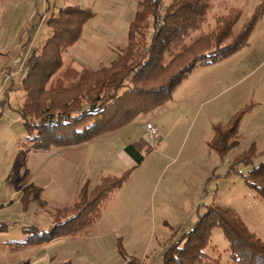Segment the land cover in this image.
Returning <instances> with one entry per match:
<instances>
[{
	"label": "rangeland",
	"instance_id": "374dc122",
	"mask_svg": "<svg viewBox=\"0 0 264 264\" xmlns=\"http://www.w3.org/2000/svg\"><path fill=\"white\" fill-rule=\"evenodd\" d=\"M49 1L50 7L45 10L44 0H19L12 5L0 0V172L10 165L9 181L22 184L43 164L41 159L56 152L41 178L34 179L43 187L42 204L34 201L28 214L24 211L29 204L26 209L21 204L0 211V220L8 223L11 235L20 233L21 224L49 228L51 212L74 204L82 183L87 182L90 190L99 183V176L110 172L118 176L130 167L133 159L127 166L119 152L127 144L143 139L145 145L152 146L151 150L142 151V163L101 206L94 230L106 235L94 239L85 236L84 231L76 241L57 240L48 252L71 259L73 264H82L83 260L89 264H127L117 253V240L127 257L139 264H162V252L170 235L178 228V233L190 229L197 213L211 204L236 209L247 227L264 242V200L244 182L243 176L251 166L235 163L236 157L251 146L255 151L252 163L264 160V11L246 45L222 60L196 66L165 105L87 144L53 147L47 156H43L46 152L35 151L28 155L26 141L15 143L13 152L5 134L13 132L17 142L24 139L25 127L16 107L24 97L20 81L26 72V53L39 52L48 37L46 18L67 5L91 8L94 15L85 23L79 44L68 48L64 58L71 69H97L108 66L118 48L124 46L129 22L140 0ZM263 1L212 0L202 27L192 32L186 43L213 29L217 16L238 11L239 25ZM167 2L162 0L161 7ZM148 20L152 21V17ZM87 37L88 44H83ZM78 64L85 67L77 69ZM246 104L252 108L242 117L238 144L225 155L215 153L207 145L213 133L211 123L225 122ZM149 120L161 133L153 143L144 137L143 127ZM18 152L21 158L15 155ZM8 189L0 184L4 195ZM211 246L214 249L206 248L210 256L217 257L221 264H234L218 227L213 229ZM27 256L28 252L21 259Z\"/></svg>",
	"mask_w": 264,
	"mask_h": 264
},
{
	"label": "trees",
	"instance_id": "16d2710c",
	"mask_svg": "<svg viewBox=\"0 0 264 264\" xmlns=\"http://www.w3.org/2000/svg\"><path fill=\"white\" fill-rule=\"evenodd\" d=\"M211 1L168 0L161 7L162 0H140L128 25L126 43L108 66L97 69L74 70L66 67L64 58L93 17L91 8L67 5L51 12L46 18L48 37L39 52H30L25 59L26 72L20 81L24 97L18 111L29 144L26 151L76 146L115 132L168 101L196 66L222 60L246 45L264 11V1L239 25L238 11L217 16L213 29L186 43L205 22ZM251 108L246 104L225 122L214 124L208 147L222 156L238 144L242 117ZM151 147L143 139L127 144L124 150L134 161L130 167L118 176H103L90 190L84 182L74 204L51 212L49 228L23 225L24 237L7 244L19 249L80 234L99 218L103 202L142 163V151H150ZM254 156L251 146L236 157L235 163L251 166L243 176L244 182L264 200V160L253 164ZM17 157L21 158V153ZM40 194V187L24 186L20 193L22 206L26 208L30 201L42 204ZM217 227L227 240L228 255L234 264H264V242L234 209L215 204L198 212L190 229L178 233V228L170 235L162 264H221L206 252ZM5 229L7 224L0 223V230ZM117 249L128 263L139 264L127 257L118 241Z\"/></svg>",
	"mask_w": 264,
	"mask_h": 264
},
{
	"label": "crops",
	"instance_id": "0c3cea01",
	"mask_svg": "<svg viewBox=\"0 0 264 264\" xmlns=\"http://www.w3.org/2000/svg\"><path fill=\"white\" fill-rule=\"evenodd\" d=\"M19 0H6V3L12 5V4H17ZM49 0H44V2L46 3V9H48L50 7V1L48 2ZM47 26V25H46ZM48 28V27H47ZM49 32V31H48ZM83 34V32H82ZM48 35V33H47ZM127 35V34H126ZM82 38V35L81 37L77 40V42L73 45H77L79 44L78 42H80ZM88 39H86V41L84 42L83 41V44H88L87 42L89 41V37H87ZM92 40V38H91ZM126 43V42H125ZM124 43V44H125ZM71 46V47H73ZM122 47V46H121ZM85 49V47H84ZM86 50V49H85ZM29 53V52H28ZM28 53H26V56H28ZM27 58V57H26ZM74 58V57H72ZM75 59V58H74ZM90 60H92L91 58H89ZM87 60V59H86ZM89 61V60H87ZM91 62V61H89ZM79 65V64H78ZM24 67V66H23ZM82 67H85V66H81L79 65V67L77 69H80ZM88 67V66H87ZM89 68V67H88ZM196 68V67H195ZM91 69V68H90ZM23 72V70H22ZM16 74H21V71L19 70H16L15 71ZM192 73V72H191ZM190 73V74H191ZM23 74V73H22ZM189 74V75H190ZM188 75V76H189ZM187 76V77H188ZM186 77V78H187ZM185 78V79H186ZM21 79V78H20ZM184 79V80H185ZM166 103H163L162 105L160 106H163L165 105ZM20 103H18V105L16 106L17 107V111H18V107H19ZM157 107L155 108L154 110L160 108ZM153 110V111H154ZM152 112V111H151ZM19 113V111H18ZM246 115V114H245ZM244 115V116H245ZM19 116H20V113H19ZM20 120H21V116H20ZM150 121V120H149ZM22 122V121H21ZM148 122V121H147ZM151 122V121H150ZM215 123H211V129L213 130V125ZM128 125V124H127ZM127 125H125L124 127H126ZM122 127V128H124ZM120 128V129H122ZM144 128V127H143ZM24 132H25V135H24V139L21 140L22 138L18 139V142L15 141V137H14V133L12 132V135H7V133L5 135H3V138L5 137V139H7V141L9 142L8 145H10V141H11V149L14 151H16V148H15V143H21V144H24L25 141H26V130L24 129ZM11 136V138H10ZM102 136V135H101ZM101 136L99 137H96L88 142H91L93 140H97L98 138H100ZM212 136H213V133H212ZM211 136V137H212ZM210 137V139H211ZM140 138V137H139ZM209 139V140H210ZM208 140V141H209ZM136 141V140H135ZM208 141H207V145H208ZM88 142H85V143H82V144H87ZM134 142V141H133ZM20 144V145H21ZM13 147V148H12ZM29 148V147H28ZM27 148V149H28ZM55 148V147H54ZM57 148V147H56ZM26 149V150H27ZM50 150H53V147H51L50 149H47V150H29L27 151V154L29 155V153H31V151H35V153L37 152V154H40L39 152H43L42 154H44L45 152V155L43 156H47L50 152ZM19 153V152H18ZM17 153V154H18ZM56 152H53L51 153V155L47 156V157H44L43 160V164H41L38 167H36L35 169V172L32 174L29 175V178L28 180H26L25 182H23L22 184H19V185H16L15 183H11L8 179V176L10 175L9 171H10V165H8L5 169L3 168L0 172V184H5L8 189V192L5 193V195L7 194L8 196L6 197L4 195V192H0V211L1 210H4L6 208H11L13 206H20L22 204V201L20 200V193H21V190L24 186L26 185H29V184H33L37 187H40L41 189V192L43 191V187L41 185H38L35 183L34 179L36 177H40L42 176V173L46 170L47 166L49 165V158H51V156H53ZM15 153V155H17ZM42 154L40 156H42ZM47 154V155H46ZM122 160L124 161V163H126L127 166H129V164L132 162V158L129 154L126 153V151L124 150V148L119 152ZM7 161H9V159H7ZM124 164L122 163V166ZM12 171V170H11ZM124 171V170H123ZM122 171V172H123ZM106 175H111V172L109 174H106ZM105 175V176H106ZM103 176H99V182L101 180ZM88 181V180H86ZM128 181V180H127ZM127 181H125L124 183H126ZM123 183V185H124ZM83 185V183L79 186V189L80 187ZM97 185V184H96ZM122 185V186H123ZM122 186L120 188H118L117 190L121 189ZM79 191V190H78ZM116 191V190H115ZM34 201H30L29 202V205H28V208L26 211H24V213L26 212V214H28L30 211H32V206L31 204L33 203ZM36 203V202H35ZM39 204V202H37ZM225 207H230L232 208L231 206H225ZM26 209V208H24ZM234 209V208H233ZM236 212L237 210L234 209ZM238 213V212H237ZM239 214V213H238ZM240 215V214H239ZM241 216V215H240ZM100 219V216L97 220H95L93 222V224H91L89 227L85 228L80 234L78 235H75V236H64V237H58V238H55L51 241H48V242H44V243H41V244H38V245H28V246H25V247H22V248H19V249H14V248H11L9 246V244H7L8 241H11V240H19V239H22L24 237L23 233H22V226L23 225H29V224H21L18 229L20 231V233L18 232H15V235H11V232H9V225L6 221H3V220H0V223H6L7 224V229L5 230H0V264H73L71 262V259H64L61 257V255H57L56 253H50L48 252V249L50 248V246H52V244H54V242H56L57 240H61V239H66V240H69V238H71V240H78V238H80V236H83L82 234L84 233V231L86 232V235L85 236H88V237H93L94 239H99L101 236H105L106 233L104 232H96V230H94V226H96V224H98V220ZM213 232V231H212ZM18 236V238H13V237H16ZM212 237V236H211ZM115 244H116V250H117V253L119 254L118 252V249H117V240L115 241ZM210 247H212L214 249V246H211V244L209 245ZM211 248V249H212ZM28 252V256L24 259H21L22 257H24V253ZM210 255V254H209ZM119 256L127 263V264H130L128 263L120 254ZM61 258V259H60ZM58 259L59 262H58ZM87 260H83L82 264H89L88 262H86ZM119 263V261H117V264Z\"/></svg>",
	"mask_w": 264,
	"mask_h": 264
},
{
	"label": "built area",
	"instance_id": "2783aa9c",
	"mask_svg": "<svg viewBox=\"0 0 264 264\" xmlns=\"http://www.w3.org/2000/svg\"><path fill=\"white\" fill-rule=\"evenodd\" d=\"M161 136L159 128L154 125L152 122L148 121L144 125V137L145 139L153 143L154 141L158 140Z\"/></svg>",
	"mask_w": 264,
	"mask_h": 264
}]
</instances>
